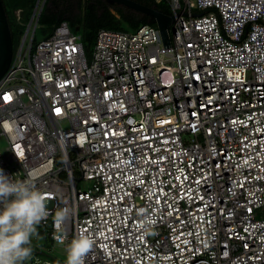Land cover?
Listing matches in <instances>:
<instances>
[{
    "label": "built area",
    "instance_id": "2783aa9c",
    "mask_svg": "<svg viewBox=\"0 0 264 264\" xmlns=\"http://www.w3.org/2000/svg\"><path fill=\"white\" fill-rule=\"evenodd\" d=\"M46 1L0 79V169L45 195L37 228L91 236L85 264H264V0H154L169 46L102 29L89 58L67 22L33 46Z\"/></svg>",
    "mask_w": 264,
    "mask_h": 264
},
{
    "label": "trees",
    "instance_id": "16d2710c",
    "mask_svg": "<svg viewBox=\"0 0 264 264\" xmlns=\"http://www.w3.org/2000/svg\"><path fill=\"white\" fill-rule=\"evenodd\" d=\"M82 1L51 0V8L47 12L42 13L39 19V21H43L49 25V29L45 31L42 40L49 38L55 28L62 22H67L73 32H76L77 28L79 30L83 29V35L79 36L85 50L86 43L91 47L94 46L97 33L102 29L129 32L127 27H131L133 31L143 25L156 27L154 19L126 6L118 4L109 5L105 0ZM132 1L145 7L156 9L165 15L171 14L169 7L164 3H157L154 0ZM2 2L9 20L13 53L15 54L33 14L37 0H2ZM77 5L79 13H76ZM38 43L34 36L33 46L35 47ZM38 230V235L47 238L45 228L38 227Z\"/></svg>",
    "mask_w": 264,
    "mask_h": 264
},
{
    "label": "clouds",
    "instance_id": "9594fccd",
    "mask_svg": "<svg viewBox=\"0 0 264 264\" xmlns=\"http://www.w3.org/2000/svg\"><path fill=\"white\" fill-rule=\"evenodd\" d=\"M47 200L31 180L13 182L0 169V264H23L33 253L31 238L38 236L37 226L48 218ZM68 217V209L55 212L54 226L59 229ZM95 241L80 235L68 245L67 264H85Z\"/></svg>",
    "mask_w": 264,
    "mask_h": 264
},
{
    "label": "water",
    "instance_id": "95a60500",
    "mask_svg": "<svg viewBox=\"0 0 264 264\" xmlns=\"http://www.w3.org/2000/svg\"><path fill=\"white\" fill-rule=\"evenodd\" d=\"M109 5L118 4L131 8L144 15H147L154 19L156 26L158 27L164 45H170L169 29L172 17L161 13L156 9H151L140 5L132 0H105ZM79 28L76 29V32ZM13 41L11 35V29L9 20L6 14L5 7L2 0H0V79L9 69L13 60Z\"/></svg>",
    "mask_w": 264,
    "mask_h": 264
},
{
    "label": "rangeland",
    "instance_id": "374dc122",
    "mask_svg": "<svg viewBox=\"0 0 264 264\" xmlns=\"http://www.w3.org/2000/svg\"><path fill=\"white\" fill-rule=\"evenodd\" d=\"M89 1H92V0H89ZM51 3H52L51 0L46 1L45 6L42 10V13L47 12V10L51 8ZM76 13H79L78 5L76 7ZM37 18H38V14H37ZM48 29H49L48 24L44 23L43 21H39L36 32H35L36 42H40L43 39L45 31H47ZM127 29L129 32H133V29L131 27H127ZM75 33L77 35L82 36L84 31L82 29ZM85 45H86V51H87L86 54L89 58L91 56L93 47L89 46L88 43H86ZM63 126L65 128L69 127L68 123L66 122L63 123ZM0 147L2 148V150H5L6 143L4 142V140H0ZM37 232L39 234V230ZM30 246L33 249L32 256L27 261L23 262V264H31V262H36L38 260H40L43 263L46 259H49L52 261L59 260L63 264L67 263V251L60 245H54L49 239L45 237L43 238L40 235L32 237Z\"/></svg>",
    "mask_w": 264,
    "mask_h": 264
},
{
    "label": "snow or ice",
    "instance_id": "6c2138e0",
    "mask_svg": "<svg viewBox=\"0 0 264 264\" xmlns=\"http://www.w3.org/2000/svg\"><path fill=\"white\" fill-rule=\"evenodd\" d=\"M3 99L5 102H9L11 100V97L10 96H4ZM55 111H56L57 115H59L61 113V110L59 108H57Z\"/></svg>",
    "mask_w": 264,
    "mask_h": 264
},
{
    "label": "crops",
    "instance_id": "0c3cea01",
    "mask_svg": "<svg viewBox=\"0 0 264 264\" xmlns=\"http://www.w3.org/2000/svg\"><path fill=\"white\" fill-rule=\"evenodd\" d=\"M36 4H37V2H36ZM45 6V5H44ZM35 7H36V5H35ZM44 8V7H43ZM35 10V9H34ZM43 10V9H42ZM33 13H34V11H33ZM41 14H42V11H41V13H40V16H41ZM33 15V14H32ZM40 16H39V19H40ZM31 18H32V16H31ZM31 18H30V20H31ZM30 22V21H29ZM38 23H39V20H38ZM38 26V25H37ZM26 29H27V27H26ZM37 29V28H36ZM76 31V30H75ZM36 32V31H35ZM25 33H26V31H25ZM25 35V34H24ZM34 36H35V34H34ZM24 37V36H23ZM22 37V38H23ZM33 39H34V37H33Z\"/></svg>",
    "mask_w": 264,
    "mask_h": 264
}]
</instances>
